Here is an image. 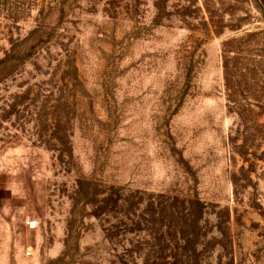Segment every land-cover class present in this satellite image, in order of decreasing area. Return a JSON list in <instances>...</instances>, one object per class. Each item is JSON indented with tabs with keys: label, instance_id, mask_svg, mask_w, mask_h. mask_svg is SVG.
<instances>
[{
	"label": "rangeland",
	"instance_id": "obj_1",
	"mask_svg": "<svg viewBox=\"0 0 264 264\" xmlns=\"http://www.w3.org/2000/svg\"><path fill=\"white\" fill-rule=\"evenodd\" d=\"M0 264H264V0H0Z\"/></svg>",
	"mask_w": 264,
	"mask_h": 264
},
{
	"label": "built area",
	"instance_id": "obj_2",
	"mask_svg": "<svg viewBox=\"0 0 264 264\" xmlns=\"http://www.w3.org/2000/svg\"><path fill=\"white\" fill-rule=\"evenodd\" d=\"M27 253H28V254H30V253H31V251H30V250H28V251H27Z\"/></svg>",
	"mask_w": 264,
	"mask_h": 264
}]
</instances>
